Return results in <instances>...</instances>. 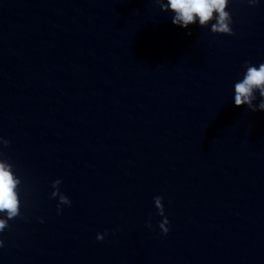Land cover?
Segmentation results:
<instances>
[{
  "label": "water",
  "instance_id": "95a60500",
  "mask_svg": "<svg viewBox=\"0 0 264 264\" xmlns=\"http://www.w3.org/2000/svg\"><path fill=\"white\" fill-rule=\"evenodd\" d=\"M230 10L234 35L155 0H0V136L23 181L0 264H264V111L233 104L264 62V3Z\"/></svg>",
  "mask_w": 264,
  "mask_h": 264
},
{
  "label": "clouds",
  "instance_id": "9594fccd",
  "mask_svg": "<svg viewBox=\"0 0 264 264\" xmlns=\"http://www.w3.org/2000/svg\"><path fill=\"white\" fill-rule=\"evenodd\" d=\"M249 7H255L264 0H243ZM160 9L171 13L172 24L183 29H189L191 25L209 28L212 33L234 35L233 16L230 10L232 0H155ZM191 32L189 31V35ZM241 73L233 84V104L237 107L247 106L251 111H264V62L258 65L250 61H244ZM259 101L254 103V101ZM10 141L0 136V234L10 227L9 221L22 216L21 212V185L22 177L17 174L15 165L5 156L4 148ZM60 178L51 182V197L59 198L58 212L62 214L64 208H71L69 199L60 193ZM157 215L163 219L158 227L163 235L170 231V221L165 214L162 196L153 197ZM40 222L44 218L40 217ZM147 227H151L149 218ZM107 232L97 233L96 239L103 241ZM5 246V241L0 235V248Z\"/></svg>",
  "mask_w": 264,
  "mask_h": 264
}]
</instances>
